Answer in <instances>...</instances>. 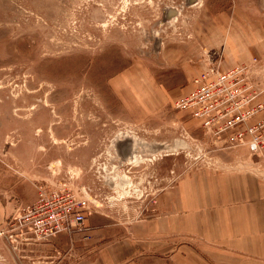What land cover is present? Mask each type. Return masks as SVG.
<instances>
[{
	"label": "rangeland",
	"instance_id": "1",
	"mask_svg": "<svg viewBox=\"0 0 264 264\" xmlns=\"http://www.w3.org/2000/svg\"><path fill=\"white\" fill-rule=\"evenodd\" d=\"M212 65H252L264 90V0H0V231L42 193L122 225L191 171L264 180V149L174 108ZM44 242L0 235V264L42 260Z\"/></svg>",
	"mask_w": 264,
	"mask_h": 264
},
{
	"label": "crops",
	"instance_id": "2",
	"mask_svg": "<svg viewBox=\"0 0 264 264\" xmlns=\"http://www.w3.org/2000/svg\"><path fill=\"white\" fill-rule=\"evenodd\" d=\"M93 218L46 239L50 254L31 263L264 264V180L249 173L191 171L157 195L151 214L122 225Z\"/></svg>",
	"mask_w": 264,
	"mask_h": 264
},
{
	"label": "built area",
	"instance_id": "3",
	"mask_svg": "<svg viewBox=\"0 0 264 264\" xmlns=\"http://www.w3.org/2000/svg\"><path fill=\"white\" fill-rule=\"evenodd\" d=\"M252 65L222 70L210 66L190 81V88L175 100L174 108L199 122L204 134L226 138L257 154L264 149V90L260 89ZM88 199L69 191L40 194L8 221L0 231L13 244L50 239L71 229H84Z\"/></svg>",
	"mask_w": 264,
	"mask_h": 264
},
{
	"label": "bare ground",
	"instance_id": "4",
	"mask_svg": "<svg viewBox=\"0 0 264 264\" xmlns=\"http://www.w3.org/2000/svg\"><path fill=\"white\" fill-rule=\"evenodd\" d=\"M133 157V156H132ZM137 159V158H136ZM132 161V160H131Z\"/></svg>",
	"mask_w": 264,
	"mask_h": 264
}]
</instances>
